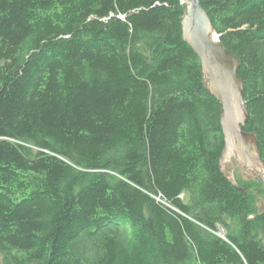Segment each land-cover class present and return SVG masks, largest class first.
I'll return each instance as SVG.
<instances>
[{
    "label": "trees",
    "instance_id": "obj_1",
    "mask_svg": "<svg viewBox=\"0 0 264 264\" xmlns=\"http://www.w3.org/2000/svg\"><path fill=\"white\" fill-rule=\"evenodd\" d=\"M239 59L264 162V0H199ZM181 0H0V264H264L219 167Z\"/></svg>",
    "mask_w": 264,
    "mask_h": 264
},
{
    "label": "water",
    "instance_id": "obj_2",
    "mask_svg": "<svg viewBox=\"0 0 264 264\" xmlns=\"http://www.w3.org/2000/svg\"><path fill=\"white\" fill-rule=\"evenodd\" d=\"M186 9L181 17L182 39L200 60L207 91L218 101L224 147L219 167L235 188L238 186L227 162H237L246 177H256L264 186V162L260 157L255 135L244 131L248 110L244 99V84L240 76L239 59L219 40L214 26L199 0H181Z\"/></svg>",
    "mask_w": 264,
    "mask_h": 264
},
{
    "label": "rangeland",
    "instance_id": "obj_3",
    "mask_svg": "<svg viewBox=\"0 0 264 264\" xmlns=\"http://www.w3.org/2000/svg\"><path fill=\"white\" fill-rule=\"evenodd\" d=\"M225 167L228 170L233 172L236 182L239 181L241 184H247L246 187L248 188V190H250V194L254 200L253 204L255 208H257L258 210L261 209V206L263 204V198L259 192V188L257 185L259 181L256 180L257 178L256 177H250V178L246 177L243 172V169L239 167L237 162H233L232 164L227 162L225 164Z\"/></svg>",
    "mask_w": 264,
    "mask_h": 264
}]
</instances>
